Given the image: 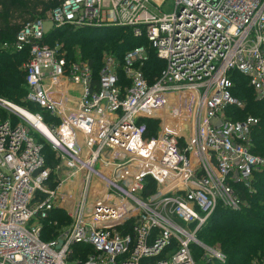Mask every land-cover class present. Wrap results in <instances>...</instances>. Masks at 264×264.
<instances>
[{
  "label": "built area",
  "instance_id": "2783aa9c",
  "mask_svg": "<svg viewBox=\"0 0 264 264\" xmlns=\"http://www.w3.org/2000/svg\"><path fill=\"white\" fill-rule=\"evenodd\" d=\"M166 1L62 0L2 45L29 49L25 99L35 110L0 101L13 112L0 119V264H200L194 247L227 260L198 232L219 207L241 211L234 185L254 191L264 172L249 150L258 118L224 114L243 107L232 71L264 97V0H173L165 13ZM46 21L130 28L143 43L120 70L108 54L95 71L63 57V43H43ZM151 50L164 62L152 82L143 69ZM146 119L157 120L154 134ZM40 138L68 180L52 179ZM57 209L71 223L44 240ZM74 245L92 250L76 255Z\"/></svg>",
  "mask_w": 264,
  "mask_h": 264
},
{
  "label": "trees",
  "instance_id": "16d2710c",
  "mask_svg": "<svg viewBox=\"0 0 264 264\" xmlns=\"http://www.w3.org/2000/svg\"><path fill=\"white\" fill-rule=\"evenodd\" d=\"M61 1L0 0V96L25 107H31V110L35 108L25 99L26 71L22 68L23 62H26L29 57V49L13 52L5 50L2 45L13 43L25 24L44 18L45 14ZM56 42L63 43V50L66 49L68 56L73 59L70 61L78 59L76 58L77 49H81V59L89 62L96 71L103 64L105 52L115 54L118 61L123 63L124 55L141 45L143 40L135 38L130 28L65 26L51 28L44 36V44L53 46ZM163 68L164 62L158 58L154 50H151L149 60L143 68L145 75L152 82ZM230 77L234 84L232 93L244 103V107H228V109L231 108L228 111V113L231 111L229 117L239 120L247 116L258 118L259 122L252 131V143L249 150L264 158V98H256L249 79L240 72L232 71ZM44 114L48 123L56 119L46 111ZM2 117L4 113L0 110V118ZM156 121L146 119L149 133L156 132ZM39 142L43 144V153L46 161L49 162L50 156L53 155L52 148L44 138H41ZM48 148L50 153H47ZM149 181L152 183L151 178ZM253 187L254 191H250L242 184L234 185L241 199L246 202V206L241 211L219 207L198 232V237L206 244L220 245L221 250L227 255V260L225 262L201 261L199 260L201 249L194 247V257L198 262L201 264H264V172L255 175ZM55 211L44 222L42 231L44 240L53 239L59 230L54 223L57 220ZM73 248L76 255L82 253L86 255L92 250L89 246L82 245H74Z\"/></svg>",
  "mask_w": 264,
  "mask_h": 264
},
{
  "label": "rangeland",
  "instance_id": "374dc122",
  "mask_svg": "<svg viewBox=\"0 0 264 264\" xmlns=\"http://www.w3.org/2000/svg\"><path fill=\"white\" fill-rule=\"evenodd\" d=\"M174 10V1L173 0H167L166 2H165V4L163 5V8H162V11L163 12H165V13H169V12H172ZM46 15V14H45ZM46 17V16H45ZM44 17V18H45ZM48 25V24H47ZM46 25V26H47ZM56 44V43H55ZM54 44V45H55ZM68 52L66 51V49H64V54H63V57L65 56V58L66 59H68V60H73V59H71L69 56H68V54H67ZM109 53H107V52H105L104 53V55H103V58H105L106 57V55H108ZM81 56H82V52H81V49H77V53H76V58H78L77 60H82L81 59ZM77 60H74V61H77ZM83 61H85V60H83ZM24 64H25V62H23V64H22V68L25 70V68H24ZM118 66H117V69L118 70H120L121 69V63L120 62H118V64H117ZM255 93V92H254ZM255 96H256V98H258V99H261L260 97H258L257 95H256V93H255ZM264 98V97H263ZM1 100H6L7 102H10V103H12V104H14V105H16V106H21V107H25V106H23L22 104H18V103H15V102H13L12 100H10V99H8V98H6V97H4V96H0V101ZM243 107H244V103H243ZM242 107V108H243ZM229 109H231V108H229ZM229 109H226L225 110V115L226 116H228L229 117V114H230V112L228 113V111H229ZM0 110L4 113V117H2V118H0V119H5V118H7V117H9V116H11V117H13V112L10 110V108H8V107H6V106H4V105H1L0 104ZM245 117V116H244ZM247 117H249V116H247ZM246 117V118H247ZM245 119V118H244ZM41 139V138H40ZM47 141V140H46ZM48 142V141H47ZM52 148V147H51ZM52 150V153H53V155H51L50 156V161L48 162L47 161V165L49 166V167H51L52 168V170H53V172H54V177L52 178V179H55V178H59L60 180H64V179H66V180H68V178H67V176H66V174L64 173L65 171H66V166L62 163V161L61 160H58V158H57V155H56V153L53 151V149H51ZM47 153H50V150H49V148L47 149ZM49 160V159H48ZM54 165V166H53ZM57 172V173H56ZM244 187H246L248 190H250V188L249 187H247V186H245L244 185ZM253 189H254V187H252ZM251 191V190H250ZM57 211H59L58 213H55V215H56V221H57V224H55L56 226H58V229H65L66 227H68L69 225H70V223H71V221L70 220H72L71 219V217H70V213L68 212V211H66V210H62V209H57ZM43 228H44V224H43ZM208 245V244H207ZM210 246V245H209ZM213 247H217V248H220V245L219 246H213ZM221 249V248H220ZM199 260H201V261H209V260H207V258H205L204 257V254H203V252L201 251V255H200V259ZM201 264V263H200Z\"/></svg>",
  "mask_w": 264,
  "mask_h": 264
},
{
  "label": "bare ground",
  "instance_id": "6f19581e",
  "mask_svg": "<svg viewBox=\"0 0 264 264\" xmlns=\"http://www.w3.org/2000/svg\"><path fill=\"white\" fill-rule=\"evenodd\" d=\"M15 107V109L18 111V112H20V113H24V111L22 110V108H20V107H17V106H14ZM30 119H32V120H34L29 114H26ZM41 127V126H40ZM42 129H43V131H45V133H48L47 132V130L44 128V127H41Z\"/></svg>",
  "mask_w": 264,
  "mask_h": 264
},
{
  "label": "crops",
  "instance_id": "0c3cea01",
  "mask_svg": "<svg viewBox=\"0 0 264 264\" xmlns=\"http://www.w3.org/2000/svg\"><path fill=\"white\" fill-rule=\"evenodd\" d=\"M48 24V25H47ZM47 25V26H46ZM44 26H45V28L47 29V30H50L51 29V27H52V25H51V22L50 21H46L45 22V24H44Z\"/></svg>",
  "mask_w": 264,
  "mask_h": 264
}]
</instances>
